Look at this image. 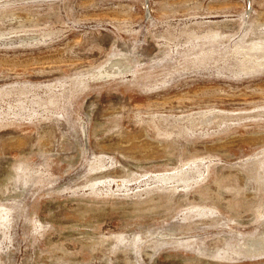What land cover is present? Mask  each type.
<instances>
[{"label":"rangeland","instance_id":"rangeland-1","mask_svg":"<svg viewBox=\"0 0 264 264\" xmlns=\"http://www.w3.org/2000/svg\"><path fill=\"white\" fill-rule=\"evenodd\" d=\"M0 264H264V0H0Z\"/></svg>","mask_w":264,"mask_h":264}]
</instances>
